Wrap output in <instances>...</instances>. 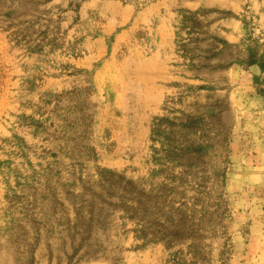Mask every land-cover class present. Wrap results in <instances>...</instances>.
<instances>
[{
  "label": "rangeland",
  "instance_id": "374dc122",
  "mask_svg": "<svg viewBox=\"0 0 264 264\" xmlns=\"http://www.w3.org/2000/svg\"><path fill=\"white\" fill-rule=\"evenodd\" d=\"M0 264H264V0H0Z\"/></svg>",
  "mask_w": 264,
  "mask_h": 264
},
{
  "label": "trees",
  "instance_id": "16d2710c",
  "mask_svg": "<svg viewBox=\"0 0 264 264\" xmlns=\"http://www.w3.org/2000/svg\"><path fill=\"white\" fill-rule=\"evenodd\" d=\"M184 155H182L181 156V158H179V163L180 162H182V159L184 158L183 157ZM196 158V157H195ZM183 160H185V159H183ZM109 182H110V185H111V187H118L120 190H122V192H124V194H126V195H114V194H112L111 192H108V194L110 195V196H116V197H118V198H126L129 194H133L134 192H135V187L131 184V182H122V181H113V178H110L109 180H108ZM139 194H140V196H141V200L139 199V200H137V202L139 203V204H142V205H144V206H146V204H147V202H148V195L146 194V193H144L143 191H139ZM128 198V197H127ZM129 199V198H128ZM173 203V202H172ZM180 213H183L182 211H180ZM182 217H183V215H181L180 214V220L178 221V223H179V227L180 228H178L177 230H172V231H169L167 228H165L164 226H162V225H159V226H162L163 228L160 230V231H155L156 233H158L159 234V236H161L162 238H165V237H171V238H181L182 236H184V230H182L183 229V219H182ZM140 220H142V219H140ZM164 229H167L166 231H163ZM149 232H150V234H151V232H152V234H155V232L154 231H150L149 230ZM172 232V233H171ZM148 233V232H147ZM147 233H144L145 235L147 234ZM84 238V236H82V238L81 239H83ZM87 238H85V240H86Z\"/></svg>",
  "mask_w": 264,
  "mask_h": 264
}]
</instances>
